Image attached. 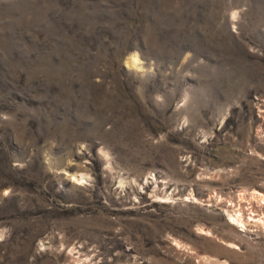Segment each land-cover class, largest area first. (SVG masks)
Instances as JSON below:
<instances>
[{"label":"rangeland","instance_id":"rangeland-1","mask_svg":"<svg viewBox=\"0 0 264 264\" xmlns=\"http://www.w3.org/2000/svg\"><path fill=\"white\" fill-rule=\"evenodd\" d=\"M0 264H264V0H0Z\"/></svg>","mask_w":264,"mask_h":264},{"label":"bare ground","instance_id":"bare-ground-1","mask_svg":"<svg viewBox=\"0 0 264 264\" xmlns=\"http://www.w3.org/2000/svg\"><path fill=\"white\" fill-rule=\"evenodd\" d=\"M128 64H130L132 66H136L138 64V59H137L136 55H132V58L130 61H128Z\"/></svg>","mask_w":264,"mask_h":264}]
</instances>
